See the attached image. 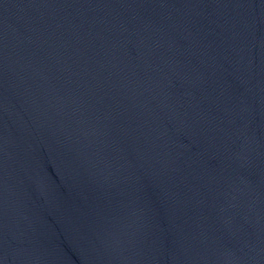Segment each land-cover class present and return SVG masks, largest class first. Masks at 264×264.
Here are the masks:
<instances>
[{
    "label": "water",
    "instance_id": "obj_1",
    "mask_svg": "<svg viewBox=\"0 0 264 264\" xmlns=\"http://www.w3.org/2000/svg\"><path fill=\"white\" fill-rule=\"evenodd\" d=\"M0 264H264V0H0Z\"/></svg>",
    "mask_w": 264,
    "mask_h": 264
}]
</instances>
